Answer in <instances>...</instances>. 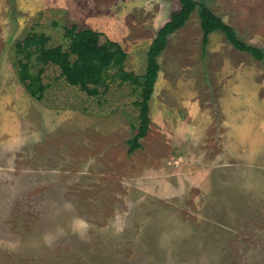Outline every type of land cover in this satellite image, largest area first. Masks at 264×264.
Listing matches in <instances>:
<instances>
[{
  "label": "rangeland",
  "instance_id": "1",
  "mask_svg": "<svg viewBox=\"0 0 264 264\" xmlns=\"http://www.w3.org/2000/svg\"><path fill=\"white\" fill-rule=\"evenodd\" d=\"M118 1L126 2L129 20L151 19L142 9L132 8L134 0H77V15L48 7L34 21L28 20L20 34L11 32L4 45L8 56L0 62V69L8 78L18 73L15 44L31 33L49 36L50 47L68 49L66 28H88L89 18L101 19ZM139 1V7L155 6L159 25L167 24L181 7L180 0ZM197 1L236 24L245 43L263 36L254 20L260 13L264 15L259 8L264 0ZM9 2L17 15L16 0ZM192 16L191 22L197 23L198 11ZM147 30L138 33L133 28L131 32L140 36ZM101 40L105 43L109 37L103 33ZM129 63L137 71H146L143 60ZM42 67L34 59L31 71L37 74ZM45 69L43 82L48 89L39 101L43 121L38 129L59 139L50 142L45 135L43 144L34 140L37 129L28 121H36L32 113L36 116L38 111L31 109L34 99L26 86L9 95L14 97L8 102V111L28 110L31 115L23 111L15 117L27 137V151L24 145L15 146L27 152L25 162L21 166L12 163V171L0 170V264H264L263 186L244 188L233 181L228 188L214 189L215 197L207 195L202 203L199 190L177 189L170 174L161 179L156 172L139 174L134 167L142 156L129 154L128 141L140 125L135 105L140 89L134 91L128 83L119 88L110 82L107 91L99 87L95 95H89L61 78L58 67ZM4 87L11 92L14 84ZM122 104L132 135L119 142L117 158L124 166V177L118 184L116 171L109 170V155L102 158L98 154L95 164L87 163V142L94 138L99 147V121L114 117ZM2 162L0 159V166H5Z\"/></svg>",
  "mask_w": 264,
  "mask_h": 264
},
{
  "label": "crops",
  "instance_id": "2",
  "mask_svg": "<svg viewBox=\"0 0 264 264\" xmlns=\"http://www.w3.org/2000/svg\"><path fill=\"white\" fill-rule=\"evenodd\" d=\"M124 2L112 6L101 19L89 18L87 26L101 34L105 33L110 41L112 37L115 40L113 42L119 44L128 55L126 72L143 77L146 71H137V67L129 62L131 59L136 62L137 58L148 66L149 49L166 23L159 25L160 13L155 11V6L149 4L146 8L143 5L139 7V0L131 2L132 8L135 6L142 9L141 12L150 15L151 19L142 22L129 20L130 11ZM16 4L17 15H14L9 0H0V62L7 59L4 45L11 32L21 33L27 27L28 20L34 21L48 7L70 11L74 15L79 11L77 0H16ZM259 8L264 13V5ZM217 16L240 35L236 24L226 21L224 14ZM199 19L198 16L197 23L189 20L183 29L168 38L167 48L158 59L160 70L149 103V131L141 140L142 148L133 155L142 156L134 171L146 175L156 172L158 179L164 174H170L169 178L178 185L177 189H197L201 202L205 203V196L211 194L215 197L214 189L228 188L233 181L244 188L264 187V59L259 61L237 50L221 32L212 33L204 48V33ZM254 21L263 36L257 42H247L264 52V15L260 13ZM133 28L138 33L140 29L148 30L138 36L132 34ZM101 44H104L102 40ZM2 70L0 159L5 166L1 165L0 170L10 171L12 163L21 166L28 155L25 152L28 145H24L27 137L22 127L16 125L15 117L18 113L25 111L27 114L29 111H8V102L14 97L10 98L9 95H16L20 86L25 85L20 81L19 71L17 74L13 71L15 75L8 78ZM118 80L115 85L119 88L126 85ZM9 82L14 84L11 92L4 87L10 85ZM3 99L6 100L4 103ZM33 99L31 109L38 112L36 116L32 113L36 121L28 123L37 129L34 140L43 144L45 135L50 142L59 139V136L38 129L43 121V104ZM122 107L123 104L114 117L101 118L99 121V147L94 138L87 142V163L91 161V164H95L93 159L99 157L98 154L102 153V158L103 155H109V170L116 171L114 181L118 184H121L124 177V166L117 158L119 142L124 136H127L128 141L132 135ZM23 145L25 151L15 149ZM181 158V162H176V159Z\"/></svg>",
  "mask_w": 264,
  "mask_h": 264
},
{
  "label": "trees",
  "instance_id": "3",
  "mask_svg": "<svg viewBox=\"0 0 264 264\" xmlns=\"http://www.w3.org/2000/svg\"><path fill=\"white\" fill-rule=\"evenodd\" d=\"M180 5V10L157 33L148 52V66L143 77L126 72L128 55L119 44L110 40L101 44V33L91 28L79 29L74 25L66 28V37L70 40L68 49L62 46L50 47V37L43 33H31L15 44L20 58V81L34 98L41 100L48 89V85L43 82L45 68L52 65L61 70L60 77L70 86L78 87L89 95H95L99 87H105L107 91L109 83H115L118 79L121 83L135 87L134 91L140 89V100L135 102L140 112V125L135 137L128 142L129 154L132 155L142 148L141 140L149 131V103L160 70L158 59L167 48L169 36L181 30L196 10L199 12L204 33V48L207 47L212 33L221 32L237 50L246 52L259 61L264 59L262 50L242 41L237 31L208 6L199 4L197 0H180ZM34 59L44 66L37 74L31 71Z\"/></svg>",
  "mask_w": 264,
  "mask_h": 264
}]
</instances>
